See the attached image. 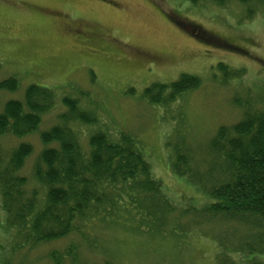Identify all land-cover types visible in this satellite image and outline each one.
I'll list each match as a JSON object with an SVG mask.
<instances>
[{
	"label": "rangeland",
	"instance_id": "rangeland-1",
	"mask_svg": "<svg viewBox=\"0 0 264 264\" xmlns=\"http://www.w3.org/2000/svg\"><path fill=\"white\" fill-rule=\"evenodd\" d=\"M61 20L81 24L80 31H66L58 26ZM199 30L244 53L200 41L193 35ZM133 49L161 54L162 60H138ZM219 62L242 75L224 80L216 69ZM181 74L197 76L200 86L169 106L150 104L143 97L150 84L171 83ZM10 76L17 77L19 87L0 92V112L7 100H21L31 84L48 87L57 96L55 108L43 115L35 132L0 137L4 152L20 142L31 144L32 154L20 171L30 186L36 185L34 159L46 147L40 132L57 123L65 110L60 97L68 95L98 119L95 125L73 126L82 146L97 130L132 134L164 193L179 209L201 210L213 199L186 176L170 172L173 149L166 141L184 140L198 161L219 126L242 118L243 108L236 102L264 108V10L249 19L239 0H226L222 6L212 0H0V81ZM3 218L0 211V264L37 263L51 249H63L71 241L81 244L78 236L70 235L17 254L2 228ZM106 225L96 222L84 230L83 252L97 264H216L219 225L190 226L165 235L134 230L131 224Z\"/></svg>",
	"mask_w": 264,
	"mask_h": 264
},
{
	"label": "trees",
	"instance_id": "trees-1",
	"mask_svg": "<svg viewBox=\"0 0 264 264\" xmlns=\"http://www.w3.org/2000/svg\"><path fill=\"white\" fill-rule=\"evenodd\" d=\"M190 1L194 4L200 0ZM225 1L212 0L218 6ZM239 2L246 7L249 19L256 10H264V0ZM194 36L221 49L244 53L204 30ZM216 69L224 80L242 75L222 62ZM200 83L197 76L181 74L171 83L150 84L143 97L150 104L169 106ZM18 87L16 76L0 81V92H14ZM56 101L52 89L27 86L21 100L4 103L0 137L9 134L22 138L35 132ZM60 103L65 110L57 115V123L40 132V141L46 147L34 159L32 180L36 185L30 186L20 173L32 154L31 144L20 142L7 152L0 149L2 228L16 244L13 250L21 254L70 235L81 241L51 249L37 263L29 264H97L82 248V242L87 241L85 228L96 222H118L121 227L131 224L134 230L164 235L187 231L190 226L216 224L221 227L216 264H264V108L255 110L250 104L236 102L243 108L242 118L232 125L219 126L198 161L184 140L174 144L166 141V146L173 149L170 172L186 176L213 199L197 210L191 206L179 209L164 193L162 181L155 177L141 143L132 134L97 130L82 146L76 127L95 125V113L82 109L79 100L68 95L60 97ZM102 264L110 262L104 260Z\"/></svg>",
	"mask_w": 264,
	"mask_h": 264
},
{
	"label": "flooded vegetation",
	"instance_id": "flooded-vegetation-1",
	"mask_svg": "<svg viewBox=\"0 0 264 264\" xmlns=\"http://www.w3.org/2000/svg\"><path fill=\"white\" fill-rule=\"evenodd\" d=\"M63 18H64V16H63ZM61 25L63 26V28L66 31H80V27H81V24H79V23H77V24H74V23L73 24H69L68 22H65L63 20H61L58 23V26H61ZM134 50L135 49H133V52H134ZM134 54H135V56L137 57L138 60L145 61V62L148 61V62L158 63V62H160V60H162V57H161L162 55L161 54L150 53L148 51L138 50V51L134 52Z\"/></svg>",
	"mask_w": 264,
	"mask_h": 264
}]
</instances>
